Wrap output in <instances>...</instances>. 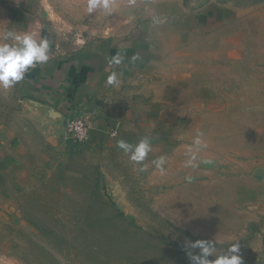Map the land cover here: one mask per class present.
<instances>
[{
	"label": "rangeland",
	"instance_id": "1",
	"mask_svg": "<svg viewBox=\"0 0 264 264\" xmlns=\"http://www.w3.org/2000/svg\"><path fill=\"white\" fill-rule=\"evenodd\" d=\"M111 4V14H89L87 0H0L8 16L16 10L24 21L36 19L38 29L68 38L72 46L78 34L125 32L152 18L221 8L222 25L198 48L238 52L223 54L217 62L206 60L205 67L214 73L206 74L197 88H187V100H174V90L166 88L167 99L160 105L149 101L152 151L143 162L146 171L118 149L117 141L126 137L109 136L111 119L101 112L108 128L96 142L89 135L83 147H48L47 161L33 158L26 183L12 187L11 200L0 205V264H191L184 243L196 239L215 240L217 252L238 242L243 264H264V0ZM173 27L169 23L177 33ZM219 38L225 40L222 46ZM203 85L208 100H201ZM5 100L13 96L7 93ZM179 113L187 119L184 129L176 119ZM190 127L193 138L208 148L199 146L200 162L191 160L193 151L178 155L175 148L190 146L178 138ZM134 132L140 135V124ZM128 139L134 144L141 137ZM161 156L163 172L153 164ZM205 164L202 178L190 184L192 167Z\"/></svg>",
	"mask_w": 264,
	"mask_h": 264
},
{
	"label": "crops",
	"instance_id": "2",
	"mask_svg": "<svg viewBox=\"0 0 264 264\" xmlns=\"http://www.w3.org/2000/svg\"><path fill=\"white\" fill-rule=\"evenodd\" d=\"M220 9L200 14L185 11L182 16L152 18L125 32L110 30L83 37L78 34L72 37V42L77 41L76 46H72L74 44L68 38L55 35L41 26L38 29L36 19L26 18L24 21L16 10L15 15L8 16L7 10L0 6V43L5 42L2 37L6 31L23 34V27L24 33H32L37 39L46 37L50 42V59L46 64L31 68L14 87L0 88V205L11 200L12 187L16 190L17 186L26 183L25 178L34 168L31 164L33 158L47 161L48 147L58 151L73 149L70 140L56 131L52 124L25 112L24 99L53 106L64 114L65 119L73 111L93 108L97 118L90 132V141L96 142L100 132H106L108 128L105 119L98 116L99 112L111 119L109 136L116 129V136L126 137L125 140L149 137L150 100H157L158 104L159 100H166V88L174 90V100H187L185 90L197 88L206 74L214 73L205 67L206 60L216 59L217 62L223 54L230 57L231 53L238 52L237 48L233 51L221 47L198 48L199 44L204 46L209 37L215 35V27L222 25ZM169 23L178 29L177 33L168 28ZM197 30L199 35L195 36ZM215 40L218 41L217 38ZM220 41L225 40L219 38L222 46ZM117 55L121 63H110L111 58ZM217 64L220 68L221 63ZM217 72L222 75L223 68ZM113 73L117 80L109 85L107 80ZM207 90L206 85L200 87L201 100H208ZM7 93L13 96V100H5ZM192 98L189 97L190 100ZM182 117L184 114H176V119L184 123V129L187 119ZM138 124L141 126L140 135L134 132ZM185 133L178 138L188 141L190 146L175 145L178 155L184 154L183 150L193 151L195 155H190L191 160L200 162L198 150L203 152L201 148L207 147L196 143L192 127ZM205 165L192 167L195 172L190 177V184H196L198 177L202 178L200 166H209Z\"/></svg>",
	"mask_w": 264,
	"mask_h": 264
},
{
	"label": "clouds",
	"instance_id": "3",
	"mask_svg": "<svg viewBox=\"0 0 264 264\" xmlns=\"http://www.w3.org/2000/svg\"><path fill=\"white\" fill-rule=\"evenodd\" d=\"M111 0H87V12L89 14L97 10H103L111 14ZM4 43H0V88L9 89L25 78L26 73L37 65L46 64L49 59L50 42L46 37L37 39L32 33L19 34L14 30H8L3 34ZM110 63L120 64L121 58L113 56ZM116 74L108 77L107 83H116ZM115 137L117 132L113 131ZM200 143L199 140L196 141ZM117 147L126 154L131 162L141 165L139 171L144 172L146 168L143 162L152 151L149 137H143L136 143H129L123 139L117 141ZM191 163V161H189ZM153 164L161 172L164 171L165 158L163 156L153 161ZM238 241V240H234ZM184 248L191 264H243L241 248L238 242L233 241L217 252L215 240L196 239L186 240ZM210 257H215L210 259Z\"/></svg>",
	"mask_w": 264,
	"mask_h": 264
},
{
	"label": "built area",
	"instance_id": "4",
	"mask_svg": "<svg viewBox=\"0 0 264 264\" xmlns=\"http://www.w3.org/2000/svg\"><path fill=\"white\" fill-rule=\"evenodd\" d=\"M94 119V113L85 111V108L71 112L65 119L64 125L68 139L71 140L76 147H83L87 143L95 123ZM113 131L117 132L116 129ZM112 132L110 133L111 136H113Z\"/></svg>",
	"mask_w": 264,
	"mask_h": 264
},
{
	"label": "water",
	"instance_id": "5",
	"mask_svg": "<svg viewBox=\"0 0 264 264\" xmlns=\"http://www.w3.org/2000/svg\"><path fill=\"white\" fill-rule=\"evenodd\" d=\"M25 112L32 116L39 117L43 122L52 124L56 131L60 132L68 138L65 130V116L63 113L56 110L53 106L37 102L35 100H23Z\"/></svg>",
	"mask_w": 264,
	"mask_h": 264
},
{
	"label": "trees",
	"instance_id": "6",
	"mask_svg": "<svg viewBox=\"0 0 264 264\" xmlns=\"http://www.w3.org/2000/svg\"><path fill=\"white\" fill-rule=\"evenodd\" d=\"M70 143H71L73 148L76 147V145L74 143H72L71 140H70Z\"/></svg>",
	"mask_w": 264,
	"mask_h": 264
}]
</instances>
